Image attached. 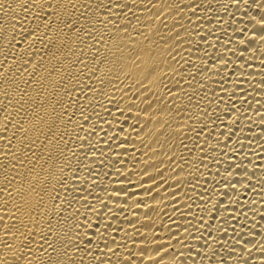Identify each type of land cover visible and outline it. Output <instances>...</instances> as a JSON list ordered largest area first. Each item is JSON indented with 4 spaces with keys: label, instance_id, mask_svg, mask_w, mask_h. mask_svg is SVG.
<instances>
[{
    "label": "bare ground",
    "instance_id": "6f19581e",
    "mask_svg": "<svg viewBox=\"0 0 264 264\" xmlns=\"http://www.w3.org/2000/svg\"><path fill=\"white\" fill-rule=\"evenodd\" d=\"M0 264H264V0H0Z\"/></svg>",
    "mask_w": 264,
    "mask_h": 264
}]
</instances>
